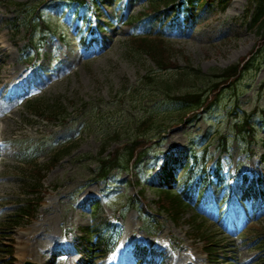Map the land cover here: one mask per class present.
I'll return each mask as SVG.
<instances>
[{
  "label": "rangeland",
  "instance_id": "1",
  "mask_svg": "<svg viewBox=\"0 0 264 264\" xmlns=\"http://www.w3.org/2000/svg\"><path fill=\"white\" fill-rule=\"evenodd\" d=\"M47 1L49 0H0V79L9 77L16 70L23 68L20 51L26 37L25 30L22 27L20 32L16 33L11 30L9 24L11 20L14 22L16 12L21 10L15 7L16 4L27 3L29 7H35L45 3L47 9L42 5L38 11L44 10V18L56 34L47 38L42 51L52 52V56L45 57L47 68L43 69L42 66L43 72H35L33 77L38 83L30 82V93L26 99L38 100L39 103L51 100V103H54L55 100H60L55 104H59L61 110L67 109L69 113L66 125L57 121L50 123L29 115L25 109L27 100L21 102L16 97L20 90L14 91L10 99L0 98L1 109L10 105L6 121H0V140H3L4 146V151L0 154L5 152L4 161H7L6 165L0 167V224L5 222L6 217L24 198V194L28 193L25 187L28 174L26 171L18 172L19 160L44 165L54 149L64 148L71 141H75V151L46 175L43 186L49 190L56 184L63 188L77 187L88 178H93L96 168L93 158H96L103 144L107 145V151H112L129 136H138L144 132L133 129L136 121L149 115L162 120L165 115L155 113L171 108L170 98H162L150 83L140 82V77L149 71L151 62H139L137 57L125 52L124 45L128 37L135 32L122 24H115L114 27L107 28L102 35L98 34V40L108 39L104 45L97 44L93 48L96 53L84 52L80 47L81 34L76 35L79 20L72 19L68 11L59 8L60 1ZM103 1L105 0H99L101 3ZM148 1L115 0L111 6L98 5L95 7L96 15L99 16L97 24H101L103 20L111 21L114 16L115 19L120 15L124 19L137 16L147 9ZM218 2L210 7L203 4L197 8L196 21L186 22L185 18L190 13L182 8L179 17H174L175 23L171 24L170 28L171 19L160 25L154 16H151L136 24V30L142 33L150 30L152 34H164L163 37L168 42L166 44L170 46L171 53H174L175 63L180 67H184L185 60L189 59L190 66L200 69L202 74L213 69L222 70L246 57L256 45L257 38L243 26L244 22L240 23L239 17L245 8V0H231L224 12ZM81 28L86 30L88 25L81 23ZM61 30L66 33L65 41L58 37ZM64 57L75 59L74 64L68 65L67 60H62ZM259 60H262L261 55L258 56L253 69L242 76L234 89L225 90L210 111L200 113L191 124L161 132L162 136L156 138L157 143L153 146L151 155L145 158L140 169L124 167L120 171H113L107 182L100 185L94 183L93 186L91 184L88 189L93 197L85 199L83 209H75L73 221L66 222L67 227L72 225L76 228V231H73L77 235L79 228L90 225L104 227V223L108 222L106 216L126 210L124 220L125 227L130 232L128 241L139 235L138 241L148 246L154 245L166 252L167 264H174L178 260H185L181 264H206L205 257L201 254V240L196 236L197 231L194 229L196 225L189 224V214L177 224H173L164 215L153 216L156 195L153 187L149 185L157 179L155 170L165 160L166 155L175 151L188 154L189 150H192L200 158H204L206 167L210 168L215 162H219L221 176L227 184L235 175L233 194L239 197L241 176L246 175L249 179L255 176L259 169L258 157L263 153L260 140L264 139V89L261 91L260 87L264 85V65ZM257 66L259 68L256 71ZM8 90L4 91L5 97L12 92V89L9 92ZM242 113L252 116L250 122L255 125L254 142L250 141L247 135L243 137L231 131L236 117ZM151 129L152 127H149V130ZM115 132L119 135L120 143L113 140L106 142V138L113 137ZM218 132L228 137L226 150L218 147ZM8 143L12 144V148ZM191 147L193 148L190 149ZM28 148L33 149V155L25 156L24 152ZM84 156L92 159L82 160ZM185 164L188 167L189 161ZM200 165L201 161L198 162V167ZM146 167L152 170L148 177H143ZM260 171L264 173L263 166ZM184 172L178 171L180 176ZM102 187H106V191L98 192ZM214 189L215 187L212 188ZM137 192H142L141 201L129 203L131 208L126 209L128 198L132 194L136 196ZM45 200L49 203L50 196H46ZM92 201L99 205L94 211L91 208L93 204L90 206ZM250 206L248 203L231 201L226 209L227 213L230 212L227 218L220 222L217 213L212 209L210 214H206L208 220L206 219L202 228L200 227L207 230L208 236L214 237L217 245L223 246L224 250L220 251L219 256L226 257L227 264H264L260 258L263 256L261 249L255 248L251 239L244 234L239 236L240 231L245 228L254 227L252 230L256 228L257 233L264 228V213L256 219ZM260 206L264 212V201ZM145 211L152 220L142 214ZM39 213H42L41 210ZM141 224H148L151 228L156 225L159 229L151 235L135 232ZM30 230L29 224L18 229L0 230V264L48 262L47 252L42 257L40 254H22V249L28 242L27 232ZM124 239L123 236L119 241L120 245ZM120 245L108 259H97L95 264H117L121 254V261L133 264L127 249L124 253L119 250L122 249ZM10 246L12 257L7 253ZM55 250L56 248L53 252ZM56 264H59L58 260Z\"/></svg>",
  "mask_w": 264,
  "mask_h": 264
},
{
  "label": "trees",
  "instance_id": "2",
  "mask_svg": "<svg viewBox=\"0 0 264 264\" xmlns=\"http://www.w3.org/2000/svg\"><path fill=\"white\" fill-rule=\"evenodd\" d=\"M177 1L178 0H153V4L150 5V10L161 11L162 9H166L172 5H176ZM184 1L190 6L191 9H194L196 6H199L200 3L210 5V3H212L214 0ZM222 2L225 3V1H221L220 4ZM18 7H22V5L18 4ZM224 9L225 8H223V10ZM31 17L33 16L30 15V18ZM245 19H249V22L247 21V23H245L247 28L252 30L258 38L257 45L248 55V60L246 58H242L238 63L232 64L222 70L213 69L206 75L202 74L198 69H192L189 60L187 59L185 68L179 67L174 61V53H171L170 46L166 44L168 42L162 38H133L128 41L126 51L127 53L132 54L139 59L146 57L152 61L156 70H150L147 75L144 76V79L149 82L153 81L156 90L174 99L177 104V112L182 113L180 119L189 122L197 111L210 108L219 98H221L225 90L228 88L234 89L236 82L241 80L243 74L246 72V70H248L249 65H252L256 61V57L259 54L263 55L264 64V0H247ZM130 23L131 21H129L128 24ZM170 71H174V73L169 77L156 75V72L167 74ZM154 77L158 78L159 80L154 81ZM177 93H180V95L175 96ZM32 106L38 108L37 104H31V107ZM56 108L53 110L48 109L49 114L54 113ZM253 129L254 125L250 124L249 117L245 116H243L242 120L237 122L235 125V132L240 135H246V132L253 133ZM141 140H139V143L140 145H143L144 143ZM137 143L138 142L136 140L132 142V146H136L133 149H127V154L130 156L133 154L134 149H136L138 146ZM262 162H264V155L262 157ZM98 164L100 173L105 175L108 171L109 160L99 158ZM257 181L264 184V175L259 174ZM253 187L254 183L252 182L247 187V191L250 192ZM172 195V193H160L159 200L161 199V202L163 203V208L161 209L166 210L178 218V215L181 214L183 204L185 207L186 204L182 201L180 196L173 197ZM255 196L257 195L255 194ZM200 227L201 224L196 223L195 229L197 231L200 230ZM200 236L203 239L207 255L212 256L214 253H216L213 248H215L217 245L212 243V241H210V239L207 237H203L205 235L200 234ZM98 251L99 250H97V252Z\"/></svg>",
  "mask_w": 264,
  "mask_h": 264
},
{
  "label": "bare ground",
  "instance_id": "3",
  "mask_svg": "<svg viewBox=\"0 0 264 264\" xmlns=\"http://www.w3.org/2000/svg\"><path fill=\"white\" fill-rule=\"evenodd\" d=\"M83 193H84V194H83V196L81 197L80 202H81L82 200H84V199L87 197V195H89V192L84 191ZM50 220H51V218H50ZM28 249L30 250V247H29V246H28Z\"/></svg>",
  "mask_w": 264,
  "mask_h": 264
}]
</instances>
